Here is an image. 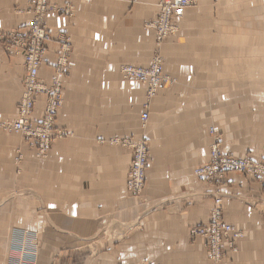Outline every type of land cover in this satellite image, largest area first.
<instances>
[{"label": "crops", "instance_id": "crops-1", "mask_svg": "<svg viewBox=\"0 0 264 264\" xmlns=\"http://www.w3.org/2000/svg\"><path fill=\"white\" fill-rule=\"evenodd\" d=\"M30 1L0 0V30L28 25L21 10ZM159 1L52 0L73 6L71 17H47L52 36L73 39L57 120L71 135L45 159L24 147L20 175L14 141L0 140V191H13L16 181L27 191L0 209V264L15 228L39 233L37 264H212L189 229L208 222L217 192L225 217L246 231L221 264H264V183L227 172L214 184L193 172L210 159L211 127L223 147L264 159V0H195L186 9L163 45L165 72L178 82L149 106L148 184L138 198L128 193L131 153L108 140L140 136L146 89L121 81L118 68L148 65L154 37L145 22ZM48 44L39 70L45 82L59 48L55 39ZM43 106L42 97L39 113Z\"/></svg>", "mask_w": 264, "mask_h": 264}, {"label": "built area", "instance_id": "built-area-1", "mask_svg": "<svg viewBox=\"0 0 264 264\" xmlns=\"http://www.w3.org/2000/svg\"><path fill=\"white\" fill-rule=\"evenodd\" d=\"M33 2L36 8L28 27L25 30H14L11 33L16 38V45L25 51V61L28 64V70L25 77L26 87L18 105L17 118L10 123H4L3 127L27 136L33 140L35 147L41 153H44L50 148L53 141L63 138L67 131L55 130V119L62 104L60 77H55L52 82V88H46L39 80V67L47 51L44 41L50 39V33L45 22V14L48 12L50 0H32ZM189 4L190 0H166L163 3L162 14L160 15L162 26L159 33H157L159 39L165 38L169 30L174 28L171 19L174 16L182 15L183 10ZM163 26H165V29H162ZM158 59L156 57L146 67L123 65L120 72L124 78L140 81L146 85L147 96L152 98L158 93L163 84L172 81L164 73L162 61ZM39 94H44L47 102L42 117L34 120L33 112ZM141 120L142 122L149 120V111L145 110L142 113ZM214 132L215 129L211 128V133ZM121 142L131 148L132 154L128 168L127 190L131 197L138 198L147 183L148 146L143 140L134 142L124 139ZM228 171L246 174L254 172V175L260 176L261 174L264 179L263 163H255L249 157L226 154L222 152L217 144H214L210 149V160L198 166L194 174L196 177L207 181H216L223 179ZM223 208L224 198L221 195L215 196L210 220L203 225H197L190 229L191 238L201 239L206 249H208L209 255L213 258H219L221 250L234 246L236 240L243 236L240 229L223 220L221 217ZM29 258L30 256H26L22 261H29ZM32 264H35V262Z\"/></svg>", "mask_w": 264, "mask_h": 264}, {"label": "rangeland", "instance_id": "rangeland-1", "mask_svg": "<svg viewBox=\"0 0 264 264\" xmlns=\"http://www.w3.org/2000/svg\"><path fill=\"white\" fill-rule=\"evenodd\" d=\"M165 1L166 0H160L159 1V11L156 13V16L145 22V29L152 31L153 37H154L153 55H152L151 59L149 60L148 64H150L152 62V60L155 59L156 57L159 58L160 61H162L164 73L170 78V80H172L171 82L163 84L162 87L160 88V90L162 88H165V87H172L178 82V79L176 77H172L171 75H169L168 73L165 72L166 59H165V56L163 54V45L169 39L173 38L174 35L179 31V22L184 17V13H185L186 9L196 3L195 0H190V4L187 7H185V9L182 12V15L174 16L171 19V23L174 26V28L169 30V33H167L165 38L159 39L157 33H159V30L161 29V26H162L161 20H160V15L162 14V7H163V3ZM35 8H36V5L34 2L32 3V0H31L27 9L23 8L21 11L25 12V14H27L29 16L30 21H31L33 14H34V11H35ZM47 11L48 12H46V14H45L46 15L45 16V22H46V26L48 27L47 29L49 31V26L47 23L48 14L53 12V13H57L60 15H65V16L71 17L73 15V6L70 5L69 3H65V4L53 3L52 0H50V4H49ZM27 27H28V25H26L24 27L16 28V29L14 28V29H8V30L7 29H1L0 30V140H4L5 142H13L14 141L15 152H16V155L14 158V165L16 167V174L17 175H20V173H21V164H22L23 159H24V154H23L24 147H27L28 149H30L34 153L35 157H37L39 160L45 159L46 157H48L50 155L53 144L56 141H58L59 139H63L66 136L71 135V133L67 129L58 127L57 120H58L60 112L62 111L64 103H65L64 85H65V81L67 79V76L69 74L68 65H69V60H70V56L72 53V44H73L72 40L73 39L69 34H65V33H60L57 37H54V36H52V33H50V31H49L50 39L44 41V45L46 46L47 51H46V55H45L41 65L45 61L47 53H48V45H49L48 43L55 39L59 44V48L57 51V53H58L57 63L55 66V75L50 82L41 81L40 79L39 80H40V82L43 83L42 85L45 86L46 88H52L51 87L52 82L55 79V77L56 76L60 77L62 104L58 110L57 117L55 119V130H59V131H63V132L67 131V134L63 138H58L55 141H53L50 148L48 150L44 151V153H41L39 151V149L35 147L33 140L29 139L25 135H22L20 133L14 132L10 129L3 127L4 123H10L17 118L18 105L21 101V97H22L23 92H24L25 87H26L25 77H26L27 70H28V64L25 61V51L21 50V47L16 45V42H17L16 38L14 36H12L11 33L14 30H25V28H27ZM162 29H165V26H163ZM41 65H40V67H41ZM123 65H135V66H140V65H137L136 63H122L119 66V68H118L119 79L121 81H127V80L132 81V79H126L122 76L120 69H121V66H123ZM143 66L146 67L147 65H143ZM40 67H39V70H40ZM59 71H61V72L59 73ZM241 75H245V72L242 69H241ZM133 81H135V80H133ZM137 82L140 84H143L140 81H137ZM144 86H146V85H144ZM248 86L249 85H246V87H248ZM145 89H146V87H145ZM159 91H158V93H159ZM156 95H154L153 97H155ZM42 97L44 100V106H43L42 111H40V113H39L38 112L39 110L36 109V103ZM152 98H149L147 96V89H146L144 108L147 111H149V106H150ZM46 102H47L46 96L44 94H42V95L39 94L37 97L34 112H33L34 120H38L42 117ZM147 128H148V121L142 122V120H141V124H140V133L141 134L139 137H135L133 135L116 136V137L110 138L108 140V142L113 144V145H117V146H121L125 149H129V151L131 153V148H129V146L123 145L121 141L124 139L131 140L134 142L143 140L147 143L148 154H149V151L151 149V142L149 139V133H148ZM211 128H214V127H211ZM211 128H210V134H211V137H213L214 142L211 144L210 149L214 144H217L219 146V148L222 150V152H224L226 154H232V155H235L238 157H249V155L242 154L243 151L233 152L230 148L223 147L221 145V142H220V139H221L220 136L221 135L219 133L217 134L215 128H214L215 132L211 133ZM242 155H244V156H242ZM131 157H132V154H131ZM209 157H210V153H209ZM249 158L252 161H254L255 163H263L264 164V159L254 160L251 157H249ZM203 164H205V162L200 164L199 166H201ZM197 167H195V169ZM195 169L193 170V172L195 171ZM148 172H149V170L147 169V178H148ZM228 172H237V171H228ZM237 173H239L240 175H242L244 177L245 176L246 177H248V176L252 177L253 181H255V179H257L256 182L264 183V179H263V176L261 174H260V176L259 175L256 176V175H254L255 174L254 172L247 173V174L241 173V172H237ZM194 176H195V174H194ZM196 178H198V177H196ZM199 179H201V178H199ZM17 180H18V178H17ZM204 180L208 183L216 184V183H222L221 181L223 179L216 180V181H213V180L207 181L206 179H204ZM147 184L148 183H146V187H147ZM24 188H26V187H24L22 185L20 186L18 184V182L16 181L15 189L13 191H9L10 193L8 191H5V193L0 191V209L3 208L5 205H7V203L9 201H12L14 198H16V199L22 198L23 195L27 192V191H24L25 190ZM217 195H221L224 198V208H223V211L221 213V217L227 223L235 225L225 217V214H224L225 196L219 192H217L215 196H217ZM215 196H214V198H215ZM257 202L262 203V199L257 200ZM213 206H214V202H213L212 208H213ZM212 208H211V211H212ZM211 211H210V215H209V220H210V216H211ZM1 213H4V212H1ZM5 215H7V213H5ZM20 216L21 215L16 213V218H18ZM203 224H205V223H202L200 225H203ZM235 226L241 230L243 236H242V238H239L238 240H236V243H234V246H232L230 248L226 247L223 250H221L219 258L218 257L213 258L211 255H209L208 249L205 250L207 252L208 258L211 260L212 264H221V263L225 262L224 260L227 256L228 251H239L240 243L245 238L246 231L240 225L236 224ZM190 229H189V237H190L191 241L195 242L198 239H192L191 238ZM12 230H13V228H12ZM12 230H11V232H12ZM20 233H21V237H19ZM29 233H31L29 230L15 228V231H13V233H12V238H11L12 243L9 242V245H8L9 246L8 247V259H7L6 264H29V263L32 264L33 262H35V264L38 263V257H39L38 251H39V248L41 245L39 233L38 232L32 233L30 236H29ZM199 240L202 242L203 247L206 248L204 242L201 239H199ZM26 256H30V258H29L30 260L29 261H22V259H24Z\"/></svg>", "mask_w": 264, "mask_h": 264}]
</instances>
